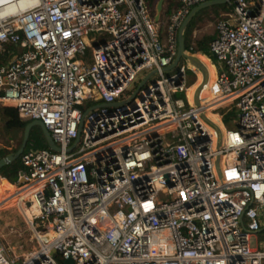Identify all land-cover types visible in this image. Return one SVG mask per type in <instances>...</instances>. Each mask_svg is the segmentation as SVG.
Returning a JSON list of instances; mask_svg holds the SVG:
<instances>
[{
	"label": "built area",
	"instance_id": "2783aa9c",
	"mask_svg": "<svg viewBox=\"0 0 264 264\" xmlns=\"http://www.w3.org/2000/svg\"><path fill=\"white\" fill-rule=\"evenodd\" d=\"M228 3L210 55L187 49L215 70L196 105L199 70L165 68L198 0L162 27L148 0H0V105L59 147L26 146L0 193L37 243L0 264H264V0Z\"/></svg>",
	"mask_w": 264,
	"mask_h": 264
},
{
	"label": "rangeland",
	"instance_id": "374dc122",
	"mask_svg": "<svg viewBox=\"0 0 264 264\" xmlns=\"http://www.w3.org/2000/svg\"><path fill=\"white\" fill-rule=\"evenodd\" d=\"M154 1L156 5L157 0ZM218 18L219 16L216 11H201L192 27L190 38L195 41L204 37H209L214 30V26ZM159 25L162 27V24ZM93 44L94 43H92V45ZM203 60L205 64L213 68L205 56L203 57ZM212 61L218 65V62L213 57ZM185 62V59H182L180 65L185 64ZM194 80V75L189 70H186L185 85L190 86L195 82ZM205 90L203 92H205ZM174 97L185 100L183 93H176L174 94ZM214 112L222 115V120L226 127H235L236 112L234 109L227 110L226 107H224L216 109ZM22 134L23 130L20 129L6 130L0 115V151H5L7 154L14 152L20 146ZM38 144H42L43 146L41 147L47 146L41 129L39 127H33L30 131V137L27 145L39 148ZM10 206L11 205L5 206V208ZM0 243L10 254L14 253L16 255L27 254L33 248L37 247L36 240L32 237V233L28 229L22 213L16 207L0 210ZM250 243L253 247L264 249V229L253 235Z\"/></svg>",
	"mask_w": 264,
	"mask_h": 264
},
{
	"label": "water",
	"instance_id": "95a60500",
	"mask_svg": "<svg viewBox=\"0 0 264 264\" xmlns=\"http://www.w3.org/2000/svg\"><path fill=\"white\" fill-rule=\"evenodd\" d=\"M229 1H231V0H198V4L195 5L191 9V11L185 17V19H184V21H183V23H182V25H181V27L179 29L176 56H175L173 62L169 66H167L165 68L166 71H169L171 69L178 70L181 60L185 59V60L189 61V63H191L194 67H196L200 71V73L202 75V79H201V82L196 87V89L194 91V95H193V100H194V103L196 105L199 102V94H200L204 84L207 81L208 71H207V67L205 66V64L203 62H201L193 54H191L189 51H187V49L185 48L184 31H185L187 25L191 22V20L194 18V16L196 15V13L200 9L211 7V6L216 5V4H226ZM162 2H163V0H159L157 2L156 14L154 16V20L155 21H158V19H159L161 8H162ZM108 105H111V104H108ZM204 118L207 121H209L205 116H204ZM33 127H39L41 129L46 144L52 150H54V151H58L59 150V147L53 142L49 131L45 128V126L42 124L41 121H39V120L29 121L25 125V127L23 129L22 140H21V143H20V146L18 147V149L16 151H14L12 153H8L5 156L0 158V170L4 166H6L8 164H11L14 161L18 160V158L20 157V155L22 154V152L24 151V149L27 146V143H28V140H29L30 131H31V129ZM77 141L78 140H76V142ZM219 144H220V142L218 143V147H219ZM262 229H264V227H262L259 231H261Z\"/></svg>",
	"mask_w": 264,
	"mask_h": 264
},
{
	"label": "trees",
	"instance_id": "16d2710c",
	"mask_svg": "<svg viewBox=\"0 0 264 264\" xmlns=\"http://www.w3.org/2000/svg\"><path fill=\"white\" fill-rule=\"evenodd\" d=\"M149 4L151 5V7L154 10V6H155V1L154 0H148ZM199 13H197L194 18L191 20V22L187 25L185 31H184V38H185V48L186 49H190L192 47V52L194 51H200L202 53H205L207 55H210L209 50H208V42L210 40L211 37H204L201 38L199 40H195L193 41L190 38V34L192 32V27L195 23V21L197 20V16ZM203 55H200L198 58L203 60ZM214 76V74H213ZM213 78V77H212ZM212 79L210 80L209 83L205 84L203 89H202V94H204L205 92H203L207 86L211 83ZM197 86L194 87V91L196 89ZM190 91V89L187 90V95L188 92ZM193 91V94H194ZM1 118L3 120L4 123V128L6 130H11V129H20L23 130L25 125L29 122V121H23L18 117V114L16 112L15 109L10 108V107H3L1 109ZM30 137V135H29ZM39 147L43 146L42 144H38ZM27 147H29L27 145ZM7 153L5 151H0V158L5 156ZM21 169V165L19 160L14 161L11 164H8L6 166H4L1 170L0 173L3 177H5L7 180H9L10 182H15L17 180V175H18V171Z\"/></svg>",
	"mask_w": 264,
	"mask_h": 264
},
{
	"label": "crops",
	"instance_id": "0c3cea01",
	"mask_svg": "<svg viewBox=\"0 0 264 264\" xmlns=\"http://www.w3.org/2000/svg\"><path fill=\"white\" fill-rule=\"evenodd\" d=\"M159 0H157V2H158ZM176 3H177V0H163V2H162V8H161V12H160V16H159V19H158V22H159V24H162V26H164V24H165V22H166V20H167V17L169 16V14H170V12H171V10L175 7V5H176ZM157 5V4H156ZM156 5H155V8H154V16H155V9H156ZM230 9H231V7H230V5H229V3H226V4H216V5H213V6H211V7H207V8H204V9H200L197 13H200L201 11H205V10H207V11H216L217 13H218V16H219V18H218V20H220V19H225L226 17H227V14L226 13H228V12H230ZM196 13V14H197ZM217 20V21H218ZM216 21V22H217ZM216 24V23H215ZM215 33H216V30H215V26H214V30H213V32L210 34V36L209 37H211L210 38V40H209V42L211 41V39H213L214 38V36H215ZM209 42H208V45H209ZM201 62H203L204 60H202V59H199ZM204 63V62H203ZM205 64V63H204ZM205 65H207V64H205ZM207 67V71H208V78H209V76H210V71H209V69L212 71V74H215V72H214V68H211V67H209L208 65L206 66ZM198 72V74H199V79H198V81L194 84V85H192V87L190 86V87H188L189 89H190V91L188 92L189 94L187 95L188 97H193V92H191L193 89H194V87L195 86H198V83L199 82H201V79H202V75H201V73H200V71H197ZM213 77V76H212ZM3 107L0 105V110L2 109ZM0 115H1V111H0ZM214 116H216V115H214ZM18 149V148H17ZM16 149V150H17ZM15 150V151H16ZM18 176V175H17ZM0 177H3L2 175H1V173H0ZM3 178H5V177H3ZM6 179V178H5ZM9 181V180H8ZM16 182V181H15ZM263 227H264V224H263Z\"/></svg>",
	"mask_w": 264,
	"mask_h": 264
},
{
	"label": "bare ground",
	"instance_id": "6f19581e",
	"mask_svg": "<svg viewBox=\"0 0 264 264\" xmlns=\"http://www.w3.org/2000/svg\"><path fill=\"white\" fill-rule=\"evenodd\" d=\"M207 66V65H206ZM209 71H210V76H209V78L207 79V81H206V83L205 84H207V83H209L210 82V80L212 79V81L214 80V77H215V74H214V77L212 78V76H213V74H212V71L209 69ZM214 72H215V70H214ZM198 79H199V75H198V72H197V79H196V81L192 84V85H194L197 81H198ZM212 81H211V83H212ZM200 83V82H199ZM198 83V84H199ZM189 89V88H188ZM187 89V90H188ZM194 91V89L191 91V92H193ZM189 94V93H188ZM188 97V96H187ZM188 99H189V102L190 103H192L193 101H192V96L191 97H188ZM214 115H216V116H214ZM218 116H219V114H217L216 112H211V111H208V117L210 118V119H212V120H215V121H219L218 120ZM221 127H223V126H221ZM14 188V186L12 185V183L10 182V181H8L7 179H5V178H3V177H0V193H3V194H10V192H11V190ZM6 190H9V192H7ZM15 203V200H11L9 203H8V205L7 206H9V205H13Z\"/></svg>",
	"mask_w": 264,
	"mask_h": 264
}]
</instances>
